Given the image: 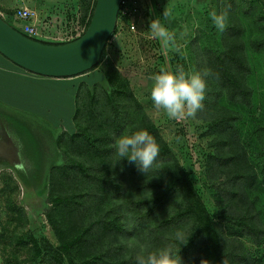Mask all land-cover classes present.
Wrapping results in <instances>:
<instances>
[{"label": "rangeland", "instance_id": "1", "mask_svg": "<svg viewBox=\"0 0 264 264\" xmlns=\"http://www.w3.org/2000/svg\"><path fill=\"white\" fill-rule=\"evenodd\" d=\"M2 4L15 28L20 22L12 10L24 5L49 35L45 41L62 42L67 38L50 36L59 30L76 37L73 29L85 25L92 0ZM226 5L228 28L220 33L209 13ZM165 7L173 17L163 22L180 52L150 35V20ZM231 41L243 57L229 67L245 100L229 99L219 80H209L196 119L172 120L154 108L151 77L162 67L210 68ZM41 83L42 93L26 90L9 105L0 101V264H136V256L164 247L177 231L189 235L179 246L181 264H206L198 257L205 246L220 264H264V6L258 0H124L96 65ZM8 118L19 119L25 134L13 132ZM139 130L160 146L158 170L147 175L126 158L111 165L115 139ZM187 181L211 222L198 220L189 206ZM239 217L257 237L237 224ZM30 236L48 240L60 256L43 251L34 261Z\"/></svg>", "mask_w": 264, "mask_h": 264}, {"label": "clouds", "instance_id": "2", "mask_svg": "<svg viewBox=\"0 0 264 264\" xmlns=\"http://www.w3.org/2000/svg\"><path fill=\"white\" fill-rule=\"evenodd\" d=\"M229 10L230 5H226L220 10H212L209 13L212 24L220 33H224L228 28ZM172 17L171 8L165 7L162 17L150 20L148 29L150 35L159 40L165 49L180 52L175 33L163 22L170 21ZM218 79V73L208 67L191 71H186L182 65H177L174 71L162 67L151 77L152 104L169 119L176 121L196 119L197 114L205 107L208 81ZM113 149L115 158L112 160V166L126 158L145 175L154 169L158 170L157 158L160 155V146L147 130L118 136L114 141ZM188 236L182 231H177L164 247L147 255L136 256V264H181L179 246L187 243ZM223 264H227V261Z\"/></svg>", "mask_w": 264, "mask_h": 264}, {"label": "water", "instance_id": "3", "mask_svg": "<svg viewBox=\"0 0 264 264\" xmlns=\"http://www.w3.org/2000/svg\"><path fill=\"white\" fill-rule=\"evenodd\" d=\"M120 0H94L82 33L62 42H44L26 36L0 16V54L30 72L69 77L95 65L112 34Z\"/></svg>", "mask_w": 264, "mask_h": 264}, {"label": "trees", "instance_id": "4", "mask_svg": "<svg viewBox=\"0 0 264 264\" xmlns=\"http://www.w3.org/2000/svg\"><path fill=\"white\" fill-rule=\"evenodd\" d=\"M258 1L260 2L262 6H264V0H258ZM93 4H94V0H92L90 14L85 22V26L87 25L89 17L91 15ZM11 17H12V13H11ZM42 41L56 43V41H45V40H42ZM238 53H239L238 49L237 51L232 49V41H231V45L228 44L227 47L223 51H221V53L218 56L214 57L215 62L213 64L210 63V68L216 73H218L219 83L226 89V93L229 99H234L235 96L238 95L243 100H245L246 99V89L244 88L242 81L233 74V72L230 70V67H229V64H232V63L235 66H239V61H240L239 58L241 57V60H242L243 57L242 55H239ZM95 65H93L91 68H93ZM8 119H10V121L16 125V130L13 132L15 133L18 132V133H21L22 135L25 134L24 131L26 130H24L23 124L21 123L19 119L17 118L16 119L8 118ZM23 137H24V142H25V136ZM26 137L28 139L27 135ZM28 142L30 144L29 139H28ZM25 146L26 145L24 144V149H25ZM183 193L186 199L188 200L189 206L192 207V210L194 211L198 220L203 221L204 217H206L209 220V222H211L209 214L206 211L203 203L199 199L196 192L192 189L188 181L187 183L185 182V186L183 187ZM235 221L237 222L238 225L243 226L246 229L247 233L253 235L254 237H257L258 233L255 231V229H253L254 228L253 225H251L243 217H239ZM28 242L31 247L30 251L32 253V258L34 261L43 253V251L44 252L52 251L54 254L60 256V252H58L59 248L54 247L46 239H44L41 244V242L37 238L30 236ZM202 256L206 264H220L221 263V260L219 258L220 256L216 254L215 251L212 250L210 246H205L203 250V254H201V252L198 254L199 258H201ZM67 262L68 264H78V263L73 262L71 259H67Z\"/></svg>", "mask_w": 264, "mask_h": 264}, {"label": "crops", "instance_id": "5", "mask_svg": "<svg viewBox=\"0 0 264 264\" xmlns=\"http://www.w3.org/2000/svg\"><path fill=\"white\" fill-rule=\"evenodd\" d=\"M3 0H0V7L3 6ZM1 11V10H0ZM19 24V23H18ZM25 75H34L35 79L32 81H26ZM46 78H57L44 76L30 72L26 69L21 68L20 66L14 64L8 58L0 54V101L5 104H10L12 100L21 98L24 91L35 90L42 93V90H45L43 87V82ZM34 95V93L32 94ZM15 105L14 104H11Z\"/></svg>", "mask_w": 264, "mask_h": 264}, {"label": "built area", "instance_id": "6", "mask_svg": "<svg viewBox=\"0 0 264 264\" xmlns=\"http://www.w3.org/2000/svg\"><path fill=\"white\" fill-rule=\"evenodd\" d=\"M124 0H120V6H119V11H120V7L123 5ZM118 11V13H119ZM0 16H2L4 18V14L2 11H0ZM118 16V15H117ZM12 18L15 20H19V24L17 26V29L22 32L23 34H25L26 36H29L31 38L34 39H38V40H44L45 38H47L49 35L41 32L39 30V27L37 26V18H35L34 16V11L24 5H18L15 8H13L12 11ZM46 21H43V24L46 25ZM78 26H80L78 24ZM85 25L80 26V27H75L73 30L75 31V36L79 35L80 33H82V31L84 30ZM60 31L57 30L55 31V36H50L52 37V39H63V38H67V40L69 37H65L62 36V34H66V32L68 31H64L62 34L59 33ZM75 38V37H74Z\"/></svg>", "mask_w": 264, "mask_h": 264}]
</instances>
